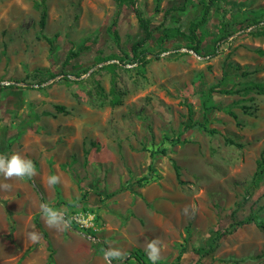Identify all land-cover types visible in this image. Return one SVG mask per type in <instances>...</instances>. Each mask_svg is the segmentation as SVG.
<instances>
[{"label": "rangeland", "instance_id": "obj_1", "mask_svg": "<svg viewBox=\"0 0 264 264\" xmlns=\"http://www.w3.org/2000/svg\"><path fill=\"white\" fill-rule=\"evenodd\" d=\"M40 2L0 0V154L21 152L37 170L31 179L0 176L12 185L0 189V264H49L41 230L54 264H106L109 245L127 254L119 264H139L129 252L148 257L146 241L156 237L162 263L183 251L181 264H264V178L245 199L264 155V93L253 87L264 84V35L255 34L264 0H215L200 28L202 55L182 37L165 52L157 43L165 27L188 32L201 0L169 13L186 0H138L153 28L145 66L119 61L145 37L132 7L114 25L115 0H47L42 26ZM71 49L79 56L67 64ZM206 119L218 133L185 129ZM178 136L187 142H173ZM50 175L62 182L46 185ZM41 203L79 219L49 228ZM193 204L196 214L185 215ZM249 217L214 253H196ZM33 230L38 243L28 239Z\"/></svg>", "mask_w": 264, "mask_h": 264}, {"label": "trees", "instance_id": "obj_2", "mask_svg": "<svg viewBox=\"0 0 264 264\" xmlns=\"http://www.w3.org/2000/svg\"><path fill=\"white\" fill-rule=\"evenodd\" d=\"M188 0H186L185 4L182 6H174L171 8H168L166 10V13H169L172 10H185L186 9V3ZM115 3L117 5V16L114 19V25L117 22V17L120 15L121 11L123 10L124 7H132L134 10V13L137 17L138 23L140 27L143 29L145 33V37L139 41L136 42L132 45L129 51L125 52V57L119 56V61H125L129 60L132 63H138L139 65L145 66L148 62H150V58H148V55H150L152 52L149 48L145 47V43L147 40H149L152 35H153V28L151 27V22L150 19L144 14L143 10L139 6L138 0H115ZM215 0H201V10L198 14V16L191 21L190 26H189V31L185 32L179 29L178 27H165L163 28L161 34L157 38V43L159 46H162L164 50L162 52L168 51V48L166 47L170 42H172L174 39L178 37H182L186 40V46L189 50L193 51L197 55H202V46L204 43V39L202 37V34L200 32V28L202 25L206 23L208 20L209 16L211 15V11L214 7ZM41 5V25L44 26L46 16H47V0H41L40 4L37 6L40 7ZM109 32L113 37L116 39H119L118 33L116 30H114L112 27L109 28ZM256 35H264V30H258L255 32ZM49 42H52V39L48 38ZM79 51H74L71 49L69 53L67 54L66 61L65 63H69V61L73 58H77L79 56ZM159 52L158 54H160ZM115 56H108L106 58L99 57L98 59L100 61H106L107 59H113ZM126 58V59H125ZM116 66L115 63L108 64L105 66V68L109 69L110 71H114V67ZM88 69H84L82 72H79L76 75V77H80L82 73H86ZM66 81L69 82H76L72 81L68 77L65 78ZM14 87V85H7L6 88ZM254 88L258 89L259 93H264V84L261 83H255L253 85ZM215 91V90H212ZM223 93H231L232 90L230 89H223L220 90ZM56 108L60 112H66V107L63 105H57ZM205 108L208 109V106L205 103ZM235 116V114H233ZM186 130H194V129H199V130H205L211 134H216L218 133V130L216 128H211L208 126L207 119L203 122L201 121H196V122H191L185 126ZM173 142H187L186 138L182 139L181 136H178ZM227 142L231 144H235L233 140L228 139ZM240 145V144H238ZM165 153V150L162 151ZM176 170H177V175L179 176V167L175 164ZM27 178V177H26ZM264 178V155H262L261 160L258 162V166L256 169V172L253 175L252 183L247 189V196L245 199L248 198V196L251 195V188L258 185L259 182H261ZM31 179V178H28ZM116 192L108 194V196L114 195ZM240 205V204H239ZM236 210H234L235 212ZM233 212V213H234ZM251 220H254V218L249 217L247 220L240 221L237 223H231L228 228L225 229L224 232L217 234V243L214 245H210L209 247H199L196 250V253L199 254L202 257L208 256L212 253H214L219 245V241L222 237L231 234L235 228L236 225H241L245 223L251 222ZM37 224L39 228H41L40 223L37 221ZM261 227L264 228V224H261ZM44 237L47 239L48 242V247L50 250V260L49 264H54V249L51 247L50 241L48 240V234L46 231L41 230ZM183 257V251H181L178 256L176 257V261H173L170 264H181V260ZM129 259H134L137 263L139 264H152V261L149 260V258L146 256L145 252L141 249H135L129 252ZM156 264H167V263H162L157 261ZM196 264H201V259L198 260Z\"/></svg>", "mask_w": 264, "mask_h": 264}, {"label": "clouds", "instance_id": "obj_3", "mask_svg": "<svg viewBox=\"0 0 264 264\" xmlns=\"http://www.w3.org/2000/svg\"><path fill=\"white\" fill-rule=\"evenodd\" d=\"M36 175L37 170L34 161L21 152L13 151L10 155L0 154V176L4 180H12L13 178L24 179L26 177L34 178ZM61 182L60 175H50L45 181L48 186H55ZM11 187L12 185L8 183L0 184V189L9 190ZM39 210L46 225L49 228H55L57 230H65L70 226L72 220L79 219L78 217L68 218L64 211L55 208L49 203H41ZM197 211L198 208L195 204L184 208L185 215L190 214L194 216ZM28 239L33 243H38L42 239V234L33 230L28 234ZM162 250V241L159 237L146 241L145 251L149 260L152 261V264H156L161 259ZM126 258L127 254L118 247L109 245L104 250L106 264H113V261H117L119 264V262H122Z\"/></svg>", "mask_w": 264, "mask_h": 264}]
</instances>
